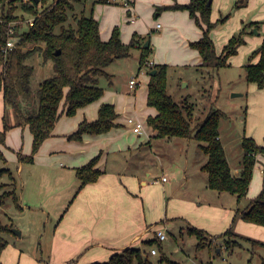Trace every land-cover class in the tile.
<instances>
[{"label": "crops", "instance_id": "0c3cea01", "mask_svg": "<svg viewBox=\"0 0 264 264\" xmlns=\"http://www.w3.org/2000/svg\"><path fill=\"white\" fill-rule=\"evenodd\" d=\"M189 1L134 0L131 10L117 3H99L95 5L97 15L95 16L94 13L93 17L99 23V33L103 41L110 38L113 28L117 27L116 25L122 20V22L125 21L124 26L122 25L123 30L120 32L123 43H128L131 40L132 37L128 42L126 41L130 35L155 32L157 36L154 37L155 39L153 38V43L158 47L166 46L167 49L171 48L177 54H182L181 57L177 56V63L186 64L187 56H193L197 63L201 64L198 53L189 47V42L198 40L202 31L190 17L188 11L164 10L162 13L158 12L156 16H159V19L157 18V20L163 21L162 24L155 23L154 16L151 17L154 9L157 10L160 6L175 3L187 4ZM211 1V20L213 22L223 16L222 11L232 13V16L224 24L216 27L211 33L213 40H218L217 54H220L222 47L231 38L233 32L240 30L242 23L260 22V32L264 33V0ZM244 2V5L237 6L238 3ZM101 19H103L102 22ZM145 24H149L148 29ZM158 24L159 28H157ZM223 34L224 37L220 38V35ZM245 41V44L239 47L237 54L229 58V66L233 63L242 64L243 58H247L260 46L262 36L259 33H254L246 36ZM152 42L149 40L148 46H151ZM257 60L256 57L252 62L255 63ZM138 81L140 82V80ZM148 82L149 79L145 84L148 85ZM247 85L246 96L250 106L246 110L252 109L258 104L264 111V87L259 89L253 83H247ZM147 90V86L144 90H139V88L133 90L131 96L128 97L130 102L126 108L123 100H120L117 94L111 92L107 96L103 91L98 100L78 109L72 117L64 113L65 106L62 104L60 117L54 126L52 135L43 141L31 164H22L17 157L18 152L24 155L31 153L32 135L28 127H13L6 132L5 141L7 143L11 136L17 138L19 129H23L24 132L28 131L31 137V146L28 148L22 146L16 151L19 163L17 171L24 176L19 206L23 217H27L30 212L41 211V214L46 217L45 223L50 220L49 216L56 220L53 236L49 237L48 242L47 256L51 258L48 264L104 262L114 253L129 247H140L145 240L153 237L148 236L149 234H155L158 228H165L161 226L165 225L168 220V214L176 215L177 218L179 216L181 218L189 217L193 222H197L193 227L205 229L208 234V230L216 233L224 228L227 230L231 225L239 209L229 208L226 210L218 205L209 207L207 209H210V222L200 221L202 217H205V213L200 212V209H197L199 217L195 218L190 217V212L185 208L178 213H174L170 209L169 199L166 196L167 186H165L169 179L164 173L160 176L155 173L154 164L155 160L162 162L158 156L157 148L163 139H167L169 142L182 138L155 137V133L146 123L148 116L157 114L155 108H149L147 105ZM141 96L142 99L139 100ZM102 104L114 106L117 113L115 120L117 126L100 135L84 134L80 141L68 139V136L76 131L80 122L83 120L91 122L97 119L98 110ZM131 108L132 111H129L132 113L131 118L143 124V134L141 135L133 132L127 121L128 117L121 115L123 111ZM2 116L3 100L0 94V130L2 129ZM246 136L252 137L257 144L264 145V132L259 138L253 137L249 133ZM219 140L221 141L220 136ZM5 144L0 147L13 148V146H9L11 147L9 148ZM98 155L100 157L95 167L103 173L96 182L86 184L78 191L80 181L75 174V169L87 164ZM139 155L144 156L140 159ZM263 167L264 164L259 165L257 174H264ZM255 172L254 167L253 174L257 175ZM232 174L237 176L239 168L236 167ZM162 177H165L166 181H162ZM262 178L261 183L256 182L254 190L252 188L249 195L250 200L256 197L264 187V177ZM246 198H248V193ZM198 204L200 205L201 202ZM192 212L194 211L192 210ZM214 227L218 229H213ZM236 230L241 235L255 236L261 239L257 241L264 242L263 226L239 219L236 222ZM23 234L24 231L21 229L17 238L23 241L30 237L27 240V247L16 249L15 246L11 247L6 243L7 246L0 253V264H42V237L37 242V237L31 240V236L24 237Z\"/></svg>", "mask_w": 264, "mask_h": 264}, {"label": "trees", "instance_id": "16d2710c", "mask_svg": "<svg viewBox=\"0 0 264 264\" xmlns=\"http://www.w3.org/2000/svg\"><path fill=\"white\" fill-rule=\"evenodd\" d=\"M80 0H53L44 6L45 0H0V94L3 100L2 129L0 130V145L5 144L6 132L13 127H28L32 135L31 153L24 155L17 153L18 161L31 164L44 140L52 135L54 126L60 117V107L65 106L64 113L72 117L76 111L98 100L103 89L99 86V78L107 75L105 68L115 59L128 57L131 48L136 45L137 34H133L128 43H123L118 27H114L107 41H103L99 33V23L92 16L71 14L74 3ZM190 0L187 4L164 5L156 11L186 10L202 31L201 37L189 42V47L195 50L201 60L200 66L209 68H226L229 58L237 54L240 46L245 44V37L257 30L262 36L260 46L251 52L244 64L245 80L256 84L257 88L264 87V33L260 32V22L242 23L239 32L231 36L222 47L220 54L214 48L210 32L225 22L228 16H221L217 21L210 19L211 0ZM98 3H111L109 0H98ZM25 14L32 17L33 24L22 29L25 21L23 15L15 13L17 5ZM237 4L238 7L244 5ZM40 5L43 8L40 10ZM236 6V7H237ZM72 19V22L69 20ZM17 21L15 25H11ZM10 29L12 33L10 34ZM9 37L16 38L14 47L4 52ZM43 45L40 48L38 45ZM29 49L23 50L27 46ZM144 47L140 55L139 64L143 66L150 52ZM35 52H40L44 61L53 63L55 75L43 80L33 93L30 86L32 67L26 61ZM55 52H60L58 55ZM257 62H252L254 58ZM147 85V105L156 109L155 116H148L146 123L151 127L157 138L195 139L201 142L200 148L207 156L206 163L201 167L207 174V186L218 193L234 195L237 202L246 197L252 180L256 157L264 155V145H259L252 137L243 136L241 148L243 151L240 162L241 169L237 176L232 174L225 156L224 148L219 139V123L221 112L212 105L205 119L192 128L193 104L186 99L176 102L167 93L166 64L152 65ZM13 118L12 120H10ZM117 113L112 104H102L94 121L83 120L68 139L80 141L84 134L100 135L116 127ZM99 155L87 164L76 168L75 174L80 181L78 191L86 184L94 183L103 173L95 166ZM77 191V193H78ZM76 193V194H77ZM14 195V192L5 193ZM75 197V196H74ZM14 201L16 198L14 197ZM236 219L264 227V187L259 194L251 199L243 210H237L231 224ZM12 224H2L0 232H11ZM188 234L194 235L197 248L211 246L214 240L205 230L191 227ZM227 239L222 246L233 251L239 243L235 239L249 240L252 243L264 245L263 242L242 237L233 232L231 226L222 234ZM223 236V237H224ZM235 238V239H233ZM150 251L153 247H161V241L156 234L143 242ZM6 245L0 236V253ZM160 264H180L162 255ZM92 264H153L147 253L140 247H129L121 252L112 254L105 262ZM264 264V260L262 262Z\"/></svg>", "mask_w": 264, "mask_h": 264}, {"label": "rangeland", "instance_id": "374dc122", "mask_svg": "<svg viewBox=\"0 0 264 264\" xmlns=\"http://www.w3.org/2000/svg\"><path fill=\"white\" fill-rule=\"evenodd\" d=\"M52 1L53 0H45L44 6L51 4ZM23 2L25 1L23 0ZM96 4H99L98 0H80L74 3V9L70 15L73 13L76 16H80L81 14L85 16H94L95 13L96 16ZM17 6L14 14L18 16L23 15L25 17V21L22 23V29L25 30L27 29L28 21L31 20L32 17L25 14L19 4ZM42 8L43 5H40L39 9L41 10ZM1 9L0 6V15ZM158 12L162 13L163 11H156L154 9L151 17L154 16L155 23L162 24L163 21L157 20L159 16H156V14H158ZM230 13L231 12L222 11L221 14L223 16H228L227 19H229L232 16V13ZM211 16L210 14V19ZM102 20L103 19L100 21L102 22ZM69 21L72 22V19ZM15 23H17V21L13 22L11 25L13 26ZM123 23H125V21L122 22L121 20V22L116 25L119 32L123 30ZM145 27L148 29L149 24H145ZM215 29L216 28L210 32V38L217 52L218 49L216 44L218 40L214 41L211 36V33ZM238 32L239 30H235L233 35H236ZM156 36L157 33L155 32H144L143 35H137L136 45L131 48L129 56L115 59L111 62L110 65L105 68L107 75H103L99 78V86L107 96L111 92L115 95L117 94L119 96L118 98L123 100L126 108L130 102L128 97L133 93V90L129 87V80L137 78V80H140V83L135 89L139 88V90H144L145 86H147V84H145L146 80L149 79L150 67L152 65L166 64L167 93L176 102H182L186 99L194 106L192 128H195L198 123L205 119L211 105L221 112L218 132L225 156L231 170L233 171L238 167L240 171V162L243 156L241 148L242 137L249 133L252 134L253 137L259 138L264 132V111L258 104L254 106L255 109L252 107V109L246 110V108L250 106L246 96L248 85L245 80L243 68V64L246 63L247 58H245L246 60L243 58L242 64L240 65L233 63L226 68L220 69L202 67L193 56H187L188 59H186V64H180L177 63V56L181 57L182 54H177L176 51H172L171 48L167 49L166 46L158 47L157 44L152 42L153 38ZM131 37L130 35L126 41L128 42ZM223 37L224 34L222 36L220 35V38ZM15 40L17 39L15 38ZM149 40L152 42V45L149 47L150 52L145 64L140 67V55L142 49L148 47L145 46V44L148 43ZM38 46H40V48L43 47L41 44ZM31 47L32 46L28 45L23 48V50ZM26 63L32 67L30 86L33 93H35L43 80L55 75L53 63L51 61H44L40 52L33 53V55L27 59ZM149 63H152V65L149 66ZM233 94H237V96H233ZM141 99L142 96L139 100ZM129 111H132V108L129 110L126 109L121 113V115L128 117L127 121L132 116V113ZM12 119L13 118L10 120ZM22 130L23 129L18 130L19 133L17 138L16 136H11L8 143L5 141V145H8V147L13 146L14 148L17 145L15 149L11 147H9L11 149H8L6 146H3L5 148L0 147V221L4 225L12 224L13 229L18 232H21V229H23L24 237L31 236V240L37 237L38 242L39 238L41 239L42 237V264H48L49 259H51L47 256L49 252L48 242L50 239L49 237L53 236V227L56 220L49 216L50 220L45 223L44 220L46 217L41 214V211L35 213L30 212L27 217H23L19 206L22 178L24 176L17 171V165L19 163L17 162L16 151L22 146H27V148L31 146V137L28 131L24 132ZM167 141V139H163L161 145L157 148L158 156L162 162H160V160H155L154 166L155 173L159 176L164 173L169 179L168 183L165 184V186H167L166 196L169 199L170 209L174 213L181 212L183 208H185V210L190 212V217L195 218L199 217V211H197V209H200V212L203 211L205 213V217H200V221L210 222V209H207L209 207L218 205L222 209L225 208L228 210L230 208L234 210L239 209L240 211L247 207V204L251 201L249 195L252 192V188L254 190L255 183H261L262 177H264L263 173L260 175L257 174L259 165L264 164V155H261L259 160H256L255 173L257 175L253 174L252 176L250 182L251 187L249 185V191L247 192L248 198L245 197L237 203V199L234 195L218 193L208 188L207 174L201 169L207 161V156L200 148V145H202L201 142L195 139ZM4 149L6 150L4 151ZM143 156L144 155H139V158L142 159ZM10 192H14V195L5 194ZM14 197L16 201H14ZM199 202H201L200 205L198 204ZM192 210L194 212H192ZM167 216L168 220H166L165 225L161 226L165 227L164 231L166 238L161 241L160 248L153 247V249L156 250V254L152 255L150 253L151 248L145 244H141L140 246V248L147 253L148 259L153 264H160L159 259L162 255L180 264H262L264 260V245L254 244L249 240L233 238L239 243V246H236L233 251L222 246L223 241L227 239V236L225 237L222 235L223 232L226 231L225 228L216 233L206 228L209 234L214 237V240L210 247L206 246L202 249H198L197 238L194 235H189L187 232L188 228L195 226L197 222H193L189 217L181 218V216H179V218H177L178 216H170L169 214ZM237 220L239 219H236L235 223L230 226L234 233L241 235L236 230ZM213 229L217 230L218 228L214 227ZM153 235L154 234L151 233L148 236ZM0 236L4 238L9 246H15L16 249L23 246L27 247V240L30 238L28 237L20 241V239L17 238L19 236L18 234L9 232H0ZM241 236L251 240H261L255 236ZM6 246L7 244L3 249Z\"/></svg>", "mask_w": 264, "mask_h": 264}, {"label": "built area", "instance_id": "2783aa9c", "mask_svg": "<svg viewBox=\"0 0 264 264\" xmlns=\"http://www.w3.org/2000/svg\"><path fill=\"white\" fill-rule=\"evenodd\" d=\"M25 2H28L29 0H24ZM111 3H117V4H121V6H123L124 8L128 9V10H131L132 7H133V3H134V0H109ZM33 19L29 20L27 25L31 26L33 24L32 22ZM160 25L158 24L157 25V28H159ZM12 33V29H10V34ZM15 38L14 37H9L8 40L6 41V44H5V47H4V52H6L8 49H11L14 47V44H15ZM149 66L152 65V63H149L148 64ZM139 81L137 80V78H133L129 81V87L132 89V90H135V88L139 85ZM128 123L129 125L132 127V130L133 132H135L136 134L138 135H141L143 134V124L142 122L138 121V120H135L133 118H129L128 119ZM217 139H219V137H217ZM258 158V156L256 157V159ZM264 170V167L262 168ZM162 181H166V178L165 177H162L161 178ZM156 182V181H155ZM165 228H158L156 230V236L157 238L160 240V241H163L165 238H166V235H165ZM150 253L152 255H155L156 254V250L155 249H152L150 251Z\"/></svg>", "mask_w": 264, "mask_h": 264}, {"label": "water", "instance_id": "95a60500", "mask_svg": "<svg viewBox=\"0 0 264 264\" xmlns=\"http://www.w3.org/2000/svg\"><path fill=\"white\" fill-rule=\"evenodd\" d=\"M209 4H210V0L208 1V5H209ZM254 33H255V34H258L257 30H254ZM145 46H148V43H146ZM59 53H60V52H55L56 55H58ZM155 72H156V70H152V71H150L149 75L151 76V75H153ZM233 96H237V94H233ZM11 232L20 235V232H18V231L15 230V229H11Z\"/></svg>", "mask_w": 264, "mask_h": 264}]
</instances>
